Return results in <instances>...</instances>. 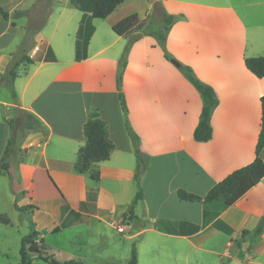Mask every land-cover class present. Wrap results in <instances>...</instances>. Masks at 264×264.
I'll return each instance as SVG.
<instances>
[{
	"label": "crops",
	"instance_id": "obj_1",
	"mask_svg": "<svg viewBox=\"0 0 264 264\" xmlns=\"http://www.w3.org/2000/svg\"><path fill=\"white\" fill-rule=\"evenodd\" d=\"M34 2L0 0L11 14L10 21L0 15V78L17 65L16 102L0 86V159L16 109L37 118L45 133L24 128L27 116L22 115L17 150L9 174L0 175V182L6 180L12 207L31 217L40 241L42 232L54 233L61 224L85 228L87 235L95 225L100 229L95 232L98 238L139 237L153 248L172 244L182 248L175 256L185 260L193 254L213 264H264V232L251 247L250 234L242 239L264 217V178L223 211L219 204L206 207L178 197L181 189L204 197L256 159L264 78L253 75L245 60L264 56V0H250L244 6L222 0H151L146 5L142 34L160 25L165 13L174 16L166 50L178 65L165 58L150 35L135 42L128 54L121 88L141 150L151 157L135 217L129 215V208L138 192L137 160L117 86L120 60L130 38L112 29L131 14L120 11L123 2L101 20L75 9L70 1L52 0L44 24L28 37L19 24L21 18L13 16L29 10ZM158 7L162 14L157 21L152 15ZM244 9L258 15L252 26ZM180 64L190 67L218 100L207 142L194 139L203 101L179 70ZM93 110L107 122L115 146L110 159L98 164V180L74 170L78 151L86 144L83 126ZM260 156L264 160V150ZM16 206L32 208L19 211ZM135 220L140 227L127 236ZM137 250L140 264L141 250ZM79 259L84 262V257ZM204 260L197 264H206Z\"/></svg>",
	"mask_w": 264,
	"mask_h": 264
},
{
	"label": "trees",
	"instance_id": "obj_2",
	"mask_svg": "<svg viewBox=\"0 0 264 264\" xmlns=\"http://www.w3.org/2000/svg\"><path fill=\"white\" fill-rule=\"evenodd\" d=\"M69 1L75 9L84 13H89L93 18L101 20H104L108 16H110L124 2V0ZM25 14V11H16L13 17L18 18L24 16ZM0 15L4 21L11 20V14L5 11L1 6ZM174 20V16L165 13L160 25L154 24L152 26V29H150L147 34H142L141 30H143L145 26V20H141L138 14L135 13L127 16L126 18L115 24L112 28L117 35L124 38H130V42L128 43V46L126 47L125 52L120 60L117 86L119 91L120 105L124 115L126 131L132 142L133 150L137 160L135 180L138 187V192L129 208V215L131 217H135V205L139 200L143 199L141 182L149 169L151 157L141 150V139L135 132L129 121V110L121 88L123 73L132 45L145 35H151L157 40L158 44L164 50L165 58L167 60L171 62L175 61L174 58L166 50V39L168 36V32L170 31L174 23ZM12 24L15 25V22H12ZM43 24L44 22L42 23V25ZM245 65L246 68L257 78H264V56L247 58L245 60ZM16 68L17 65L12 64V66H10L7 70L6 74L2 78H0V86H4L10 91L14 102H16L17 100V93L14 88V81L17 77ZM179 70L201 95L203 108L199 123L194 131V139L199 142H207L212 138L213 130L211 126V118L215 108L218 105V100L216 98L215 92L210 86L201 82L190 67L180 64ZM261 108L262 124L256 147V159L251 164L234 171L225 179L220 181L204 197L194 195L183 189L179 190L178 197L180 200L187 202H202L206 207L219 204L218 209L220 211H223L224 209L234 205L248 191L258 185V183L264 178V160L260 156V153L264 150V96L261 98ZM24 114H26L27 116V122L25 123L24 128L30 131H40L42 133H45L42 128L41 122L37 118L25 112L24 110L16 109L15 117L8 122L11 128V134L8 144L4 150L3 156L0 159V175L9 174L10 161L17 150V130L19 128V124H21L22 115ZM83 135L85 137L86 144L78 151L74 170L78 174L88 173L92 180H98L100 178V173L97 170L98 164L110 159L115 146L109 137L107 122L99 117L96 110H93L90 113L87 122L84 124ZM27 208L32 207L28 206L25 209H21L16 206V209L19 211L26 210ZM0 221L4 224H9V221L3 220V217H1ZM57 231L58 229L56 228L54 230V233ZM263 232L264 217L254 231H245L243 233L242 239L250 234V239L248 242L253 245L258 242ZM37 237L38 231L33 227L30 229L27 235L22 237L20 248L21 260L19 264H34L36 256H38V259L44 260L48 264H84V262L76 260L56 261L54 259H50L49 257L41 255V248L37 241ZM128 264H139L138 250L136 245H133Z\"/></svg>",
	"mask_w": 264,
	"mask_h": 264
},
{
	"label": "rangeland",
	"instance_id": "obj_3",
	"mask_svg": "<svg viewBox=\"0 0 264 264\" xmlns=\"http://www.w3.org/2000/svg\"><path fill=\"white\" fill-rule=\"evenodd\" d=\"M51 1L52 0H35L33 6L25 11L26 14L18 17L21 18L19 24L23 27L24 33H28V37L32 36L35 32H38L42 23L45 22V18L51 8ZM56 1L67 3L69 0ZM150 1L151 0H124L120 11L125 14L137 13L142 20L147 9L146 5ZM222 1L228 2H224L223 4H240L242 6L250 2V0ZM248 10L251 9L248 8ZM251 13L252 12L246 13L244 9V15L248 16V19L246 20L248 21V24L252 26V24L255 23L256 18H258V15L252 16ZM161 14V9L158 7L153 12L152 17L155 16L158 21ZM151 19L152 18H150L149 23H151ZM150 29H152V26H150ZM250 30L254 31L251 27ZM22 130L23 127L19 129V136H21L20 133ZM5 182L6 180L0 182V220L1 217H3V220H8L9 224H4L0 221V264H19L21 260L20 248L22 237L27 235L32 227L36 229V226L31 217H28L25 213L18 214L12 207V202L4 186ZM71 215L72 214H70V216ZM126 222H128V220L124 219V223ZM139 227V222L135 220L133 226L126 235L130 236L134 234ZM57 229L58 232L55 233H41L43 235L41 238L43 244L40 241L39 235L37 237V241L41 248V255L56 261H68L72 259L80 260L79 257H84V264H127L128 259L131 256L133 245H136V247L141 250L140 264H197L201 260H204V258L197 257V255L193 256V254H190L191 257L187 260H185V258L176 257L175 252L182 248H175L172 244L153 248V246L150 247V242H144L143 239H140L139 237L129 240L123 235H118L117 239H115L111 238L108 234L110 237L101 239L95 235V232L100 230L95 225L88 230L91 233L90 235L86 234V231L84 230L85 228H74L68 226V223L61 224ZM77 232L82 233V236L84 237H79L80 235H78ZM80 242L85 243L83 244ZM143 244L145 246H143ZM251 246L252 245L250 244V247ZM37 257L38 256H36V259L34 260V264H48ZM151 258L154 260H151ZM206 264H213V262L206 261Z\"/></svg>",
	"mask_w": 264,
	"mask_h": 264
},
{
	"label": "water",
	"instance_id": "obj_4",
	"mask_svg": "<svg viewBox=\"0 0 264 264\" xmlns=\"http://www.w3.org/2000/svg\"><path fill=\"white\" fill-rule=\"evenodd\" d=\"M175 65H178L176 62H173Z\"/></svg>",
	"mask_w": 264,
	"mask_h": 264
}]
</instances>
